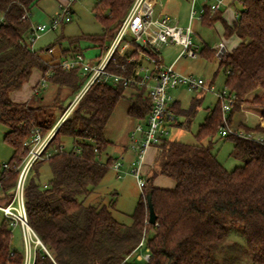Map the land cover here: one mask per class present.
Here are the masks:
<instances>
[{"label": "trees", "instance_id": "obj_1", "mask_svg": "<svg viewBox=\"0 0 264 264\" xmlns=\"http://www.w3.org/2000/svg\"><path fill=\"white\" fill-rule=\"evenodd\" d=\"M238 1L240 15L232 25L223 20L221 11L211 14L206 8L202 15L203 25L212 27L221 21L225 35L240 40L223 61H218L207 45L200 51V57L208 61L216 59L219 63L211 83L214 84L219 72L223 71L225 87L236 96L227 120L229 125L232 116L246 102L259 107L264 118V0ZM36 2L0 0V15L5 20L0 24V124L7 130L4 140L13 150L10 162L13 168L28 155L25 143L35 129H40L45 136L60 119L55 120L54 113L43 117L47 108L53 105L62 116L69 107H64L63 100L80 92L86 81L79 69L65 70L59 65H49L39 56L46 49H35V45L32 49L28 44L32 20L23 17L31 14ZM132 3L133 0H102L95 8L96 18L103 27L102 34L69 38L71 51L82 53V40H88L95 47L106 46L114 39ZM65 40L64 36H59L48 48ZM134 55L137 60L138 55ZM136 64L135 61L123 69L125 60L117 58L108 68L115 74L131 77ZM34 68L40 69L47 83L57 88L49 105L40 97L42 86L38 87L40 93L35 94L31 102L17 103L11 99V92L28 82ZM49 73L52 75L47 76ZM65 89L70 93L62 98ZM258 89L262 90V96L247 101L246 97ZM125 90L123 81L94 83L52 138L48 149L54 148L53 154L33 165L30 173L33 170L34 175L30 177L29 174L25 186L26 210L31 228L47 251L36 249L32 264H140L128 257L149 232L152 236L147 246L151 259L143 264H240L241 257L248 258L250 264H264V127H244L247 134L262 140L235 134L223 137L220 132L224 121L219 101L199 126L196 143L162 139L160 154L146 176L131 225L114 217L117 192L111 193L113 198L108 203L100 200L97 204H86L112 169L113 158L101 161L110 144L105 130L117 105L125 98ZM135 91L137 93L129 99L128 114L144 121L152 111V104L143 90ZM201 100L202 97L193 99L188 109L175 102L176 121L172 126L189 127ZM219 134L233 141L231 156L241 163L231 171L213 153ZM65 137L73 138L72 151L64 150ZM44 164L50 166L52 178L41 184L36 178ZM13 168L3 180L4 192L16 183L18 171ZM158 175L173 179L175 189L155 187L154 179ZM149 194L157 215L155 224L149 223ZM9 196L7 194L6 198ZM233 229L245 245L233 246L238 250L236 261L233 257L220 260L217 252ZM0 264H26L25 250L13 246V230L6 220L0 227Z\"/></svg>", "mask_w": 264, "mask_h": 264}, {"label": "built area", "instance_id": "obj_2", "mask_svg": "<svg viewBox=\"0 0 264 264\" xmlns=\"http://www.w3.org/2000/svg\"><path fill=\"white\" fill-rule=\"evenodd\" d=\"M76 0H67L61 6V13L50 20L40 23L32 22L31 35L28 44L34 49L36 42L44 35L57 31L61 26L70 23L73 18L72 6ZM191 10L190 23L187 27L180 26L175 19L167 14L157 13L158 0H133L119 30L114 39L108 45L100 49V54L94 59L87 60L84 52L74 53L68 50L65 57L58 61H53L50 65H59L65 70L79 69L82 77H86L82 90L76 95L74 101L60 117L51 131L43 136L40 129L36 128L33 136L25 145L29 148V153L23 164L16 167L18 177L14 187L8 191L9 198H6L3 190V180L12 169L9 163L0 164V217L8 222L13 230L19 227L22 232L24 250L26 254V264H32L33 248L35 243L45 251L38 235L31 228L28 220L25 199V186L33 165L53 154L49 148L50 142L62 123L69 117L77 103L85 92L96 82L115 84L124 82L126 89L143 90L144 96L152 104V111L144 121H139L134 128L132 137H136L139 145L136 149L135 159L131 162L130 174L136 179L142 191L146 184V156L149 149L159 146L162 139L167 138L169 127L176 121L174 113L175 100L172 91L185 87L190 92H212L221 103L224 126L221 135L226 137L231 134L262 140L261 137H254L244 131H239L228 124V116L236 103L235 94L230 93L227 88L216 93V87L211 82L193 75H185L175 69V63L165 65L160 51L161 46H175L179 48L177 61L179 59H196L200 56V47L194 41L195 30L192 22L194 20V2ZM244 1V0H240ZM225 0H204L203 13L206 8L211 14L218 12L224 6ZM23 19L32 20V16L26 13ZM4 17L0 15V24L4 23ZM140 45L137 47L136 44ZM152 52L149 55L147 50ZM215 58L223 61L229 52L224 41L211 48ZM49 53L53 48H48ZM138 55V59L135 55ZM145 57L146 61L140 58ZM117 58H123L125 65L137 62L131 77H123L109 70V65ZM52 75L49 73L47 76ZM46 78L41 83L42 88L46 87ZM40 89L34 90V94H39ZM123 159L113 161L112 169L117 172L118 177L123 176ZM148 222V221H147ZM147 234H144L139 245L129 255L128 259L136 262H149L151 253L147 246Z\"/></svg>", "mask_w": 264, "mask_h": 264}, {"label": "rangeland", "instance_id": "obj_3", "mask_svg": "<svg viewBox=\"0 0 264 264\" xmlns=\"http://www.w3.org/2000/svg\"><path fill=\"white\" fill-rule=\"evenodd\" d=\"M203 1L204 0H197L196 3L197 10H200L202 8ZM66 2L67 0H40L38 5L32 9V14H33L32 22L40 23L56 17L61 13V6L64 5ZM101 2L102 0H77L72 6L73 20L70 23L61 26L57 31L50 32L49 34L42 36L36 42V47L41 48L40 46H44L43 48H46L47 46L56 43L59 36H64L67 39L66 41H68L69 38L78 39L84 36L102 34V25L97 20L95 14L96 6ZM197 32L198 34L194 38H195V43L198 46H202L203 43H206L208 44V46L213 48L215 45L222 42L220 28H209L207 26H203L202 24H199L197 28ZM80 47L83 49L84 55L87 60L94 59L97 55L100 54V49L98 48L92 49V46L89 45L88 40H82L80 42ZM201 48H203V46ZM178 51L179 48L175 46L166 48L163 51V56H162L164 60V64L165 65L172 64L178 55ZM218 68H219V63L218 61H216V59L209 62L203 57H199L193 60L182 58L175 65V69L178 72L185 75H193L195 77L204 79L206 82L213 81L215 73L217 72ZM214 85L216 87V93L226 88L225 74L223 73V71H220L219 74L217 75L216 79L214 80ZM69 93L70 90L65 89L61 97L65 98L66 95H68ZM78 93H76V95ZM133 93H137V91H134ZM171 93L174 100L176 99L181 100V103L185 109H188L191 106L193 99L202 97L201 105L198 108V112L195 118L193 119L191 125L189 127L184 125L185 127L183 128L171 127L169 130L170 139L182 141L188 144H194L196 143L195 135L199 128V125L204 122L209 110L214 109V107L218 103L217 96L212 92L205 94H202L201 91L189 92L185 87H181L180 89L173 90ZM56 94H57V88L55 85L52 84L51 89H46V93L44 95L45 96L44 104H48V105L51 104ZM76 95L74 94L73 96H70L65 100H63L65 108L68 107L72 103V101H74ZM50 113H54L55 120H57L62 114V112L56 111L54 106L51 105L47 108L45 113L42 114V116L46 118L49 116ZM238 116L239 114L237 113L236 117ZM252 123L254 124V122H250V124ZM6 132H7L6 128L2 124H0V164L1 163L9 164L13 156L12 148L4 140ZM216 140L217 141L214 146V149L215 152L218 154L220 161L224 164L227 170L229 171L233 170L237 163V161L231 156L233 141L230 138H221V136H218ZM63 148L66 152L73 150L74 140L72 137H65L63 139ZM153 149L155 155L153 161L154 163H152V166L148 168L149 171L148 173L151 172L161 151L160 146H156ZM50 150L53 151L54 148H51ZM105 152L102 155L103 161H105V156H107ZM23 161L19 163L18 165L19 167L23 164ZM239 165H241V163H239L237 166ZM13 169L16 170V167H14ZM33 175L34 173L32 170V172L30 173V177ZM124 175L125 174H123V176ZM106 176L107 177L105 178V180L98 186L97 188L98 190L95 191L96 193H99L98 196L99 198L96 199L95 196H92L90 199L86 200V204H97V202L100 200H102L104 204L108 203L113 198L111 193L118 192V195L116 197L118 199L117 207L113 211L114 217L116 220L126 225L132 224L133 223L132 214L142 194V191L140 190L136 179L128 174L127 176H124L121 180L115 175L112 169H110V171ZM51 178H52V173L50 166L48 164L42 165V167L39 169V175L36 178L37 181L40 182L41 184H45L48 183V181ZM116 184L117 186L123 185L124 188L122 190H119V188L115 187ZM7 194L8 191L5 192V195ZM93 199L96 200L93 201ZM3 223L4 220L0 217V227ZM151 236L152 233L149 232L146 237L147 242ZM244 245L245 243L242 237L239 235L236 229H233L230 232L225 244H223L220 250H218L217 257L220 260L233 257L234 260L236 261L238 257L236 251L238 250H234L233 246L244 247ZM13 246L18 250H23L24 248L22 232L19 227L13 229ZM32 248H33V252H35L36 249L42 247L37 246V244L34 243L32 245ZM240 260H241L240 264H250L249 259L246 257H241ZM140 264H143V262H140Z\"/></svg>", "mask_w": 264, "mask_h": 264}, {"label": "crops", "instance_id": "obj_4", "mask_svg": "<svg viewBox=\"0 0 264 264\" xmlns=\"http://www.w3.org/2000/svg\"><path fill=\"white\" fill-rule=\"evenodd\" d=\"M39 2H40V0H37L34 7L37 6ZM196 3H197V0L194 2L195 15H194V20L192 22L193 29L195 30L194 37L198 34L197 28H198L199 24H202V15H203V8H204V1H203L202 8L200 10H197ZM238 5H239V7H238ZM192 6H193V0H158L157 13L167 14V15L171 16L173 19H175L176 22L180 26L187 27L190 23ZM32 9H31V16L33 17ZM240 9H241V3L238 0H225V4L220 10L221 16H222L224 21H226L229 25H232L238 19L239 15H240L238 11ZM40 15H42V14H40ZM203 26H205V25H203ZM209 28H220L221 39H222V41H224L226 43L229 50H233L234 48H236L238 46V44L240 42L239 38H237L236 36L227 37L225 35L224 25L221 21L215 23L214 26L209 27ZM102 32H103V27H102ZM47 34H49V33H47ZM194 41H195V38H194ZM89 45L92 46V49L97 48L91 42H89ZM205 45L208 46V44H206V43L202 44V46H205ZM202 46H199L200 49ZM40 47L41 48L36 47V44H35V49H37V48L42 49L44 46H40ZM170 47L171 46H161L160 47V51H161L162 56H163V51L166 48H170ZM45 49L46 50L44 52L40 53L39 56L41 57V59H43L46 63H48L50 65L51 63H53V61H58L61 58L65 57L68 50H71V46H70L69 42L65 40V41L59 42L56 46H54L52 53H49L47 51L48 46ZM87 49H89V48H87ZM89 50H91V49H89ZM65 51H66V53H64ZM176 59H177V57L175 58V60L173 62V63H175V65L177 64L178 61L181 60V59H179L177 61ZM140 60L146 61V58L141 57ZM209 62H211V61H209ZM43 80H44V73L40 69L34 68L28 82H26L21 89L14 90L13 92H11V95H10L11 99L17 103H27V102L33 101V99L35 98L34 90L41 86V83L43 82ZM225 80H226V76H225ZM51 86H52V84H50L49 82L46 83V87L43 88L44 90L41 92V96L40 95H38V96L44 98L45 97L44 95L46 93V89H51ZM134 91H135V89H126L125 90V98H123L119 102V104L117 105L113 115L111 116V118L107 124L106 130H105V137H106L107 141L110 143L106 152H105L107 155V156H105V161L108 158H113L114 160L123 159V161H124L123 174H125L124 176H127L128 174L131 175L130 174V170H131L130 165H131V162L135 159L136 149L139 145V141H136L137 138L132 137V133L134 131V128L137 125V123L139 122V120L133 119L128 114V110H129V107L131 105V102L129 101V99H130V96L133 94ZM257 96L258 97L262 96V90L261 89H258L255 92H252L251 94H249L246 97V100L251 101L252 99H254V97H257ZM175 101H176V103H178L180 105L181 108L185 109L184 106L182 105L180 99H176ZM212 110H209V112L207 113V116L209 115V113ZM237 113L239 114L238 117H236ZM57 122H58V120H57ZM231 122H232V124H231L232 128L237 129L239 131H244V132H245L244 127L254 128V127L259 126V125L261 127H264V118L261 116L260 108L250 106L249 102L242 104V107L240 108V110L232 116ZM250 122H254V124L253 123L250 124ZM56 123H55V125H56ZM171 127L174 128V126H172V125H171ZM171 127H169V130ZM197 132H198V130H197ZM169 135H170V131H169L167 138H169ZM218 136H221V135L219 134ZM221 138H223V137L221 136ZM206 142L207 141H205L204 143H206ZM233 147H234V144H232V150H233ZM153 148L149 149L147 156H146V165H145L146 176H148L150 174V173H148L149 172L148 168L152 166V163H154L153 161H154L155 155L153 152V150H154ZM213 153L216 155L218 161L224 166V164L220 161L218 154L215 152V149H213ZM101 161L105 162L102 160V156H101ZM239 163L240 162L237 161L235 167ZM113 172L118 177L117 172L114 170H113ZM124 176H122L120 178L118 177V178L122 180V178ZM105 178H104V180H105ZM154 186L157 188H161V189L174 190L176 187V182L173 179L166 177L164 175H158L154 179ZM115 187L119 188V190H122L124 188L123 185L117 186V184L115 185ZM97 188H96V190H98ZM92 196H95V198L98 199L99 193L94 192L88 199H90ZM96 199H93V201H95ZM97 203H99V201ZM129 225H131V224H129Z\"/></svg>", "mask_w": 264, "mask_h": 264}, {"label": "water", "instance_id": "obj_5", "mask_svg": "<svg viewBox=\"0 0 264 264\" xmlns=\"http://www.w3.org/2000/svg\"><path fill=\"white\" fill-rule=\"evenodd\" d=\"M139 45H142V44L139 43ZM146 50L148 51V49ZM147 202H148V208H149V223L155 224L157 221V215L155 213V210L152 204V198L150 194L147 196Z\"/></svg>", "mask_w": 264, "mask_h": 264}]
</instances>
